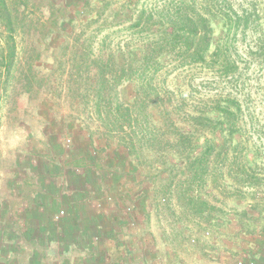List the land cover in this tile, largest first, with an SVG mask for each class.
I'll return each instance as SVG.
<instances>
[{
    "label": "rangeland",
    "instance_id": "obj_1",
    "mask_svg": "<svg viewBox=\"0 0 264 264\" xmlns=\"http://www.w3.org/2000/svg\"><path fill=\"white\" fill-rule=\"evenodd\" d=\"M134 1L5 0L15 28L16 58L7 82L0 83V228L16 226L17 196L8 182L26 165L37 139L45 132H71L68 125L76 123L93 136L102 135L103 123L94 104L84 102L79 91L96 88L98 57L113 54L120 59L123 54L126 69L129 64L137 66L133 54L142 48L147 30L131 27L142 8L140 1L128 18ZM212 11L213 38L224 43V55L236 69L224 77L210 69L187 72L172 69L167 58L151 83L159 92L167 87L194 98L234 97L238 107L222 102L236 113L234 124H218L220 114H208L210 164L204 179L186 192L181 181L190 177V170L165 165L150 146L117 154L124 157L123 167L138 169L134 175L137 179L142 175V180L116 188L115 198L122 206L121 194L123 200H131L133 208L125 205L124 212L145 213L141 201L148 202L150 211L142 258L139 252L133 264L145 257L147 264H219L220 253L211 256V250H221L226 237L235 241L241 223L249 231L253 216L264 214V0H214ZM6 22L0 15V25ZM126 72L129 80L111 82L124 99L139 83ZM153 112L157 114V108ZM175 121L181 123L180 118ZM154 125L162 126L160 119ZM113 138L112 147L117 134Z\"/></svg>",
    "mask_w": 264,
    "mask_h": 264
},
{
    "label": "crops",
    "instance_id": "obj_2",
    "mask_svg": "<svg viewBox=\"0 0 264 264\" xmlns=\"http://www.w3.org/2000/svg\"><path fill=\"white\" fill-rule=\"evenodd\" d=\"M68 126L71 132L37 139L26 165L8 182L17 196L16 226L0 228V264H133L139 252L142 258L148 202H140L145 213L124 212L125 205L133 208L131 200L121 194L122 206L114 194L142 175L137 179L136 167H123L116 153H124L104 148L84 125ZM252 219L249 231L241 223L235 241L226 237L221 250H211V256L220 253L219 264H264V214Z\"/></svg>",
    "mask_w": 264,
    "mask_h": 264
},
{
    "label": "trees",
    "instance_id": "obj_3",
    "mask_svg": "<svg viewBox=\"0 0 264 264\" xmlns=\"http://www.w3.org/2000/svg\"><path fill=\"white\" fill-rule=\"evenodd\" d=\"M140 1L142 8L131 27L140 26L147 33L142 38L146 39L141 43L142 48L133 54L132 61L137 62V66L129 64L126 69L123 54L120 59L113 54L106 59L98 57L95 79L98 84L95 89L79 91V97L94 104L104 127L102 135L98 136L104 142V148L111 147L115 151L121 148L120 151L129 154L136 146H150L158 152L160 162L169 167L184 165L190 170V177L181 181L185 185L182 192H186L204 179L206 167L210 164L208 133L211 119L208 114L217 112L222 118L218 124L228 121L233 125L236 113L227 105L238 107V104L234 97L215 99L205 95L194 98L191 93L178 94L167 87L159 92L152 87L151 79L167 58L172 69L184 68L187 72L195 68L210 69L219 77L232 73L236 68L224 55L221 39L213 38L211 17L215 14L212 11L214 0H135L128 18L133 16ZM1 5L0 15L3 14L8 22L0 25V83H6L15 65V28L11 25L5 0H1ZM127 70L139 83L132 96L124 99L111 82L129 80ZM85 78L92 81L88 75ZM222 102L227 105L223 106ZM153 108H157V114ZM157 118L162 123L158 128L154 125ZM178 118L181 123H176ZM115 134L118 139L112 147L109 142ZM134 140L139 144L136 145Z\"/></svg>",
    "mask_w": 264,
    "mask_h": 264
}]
</instances>
